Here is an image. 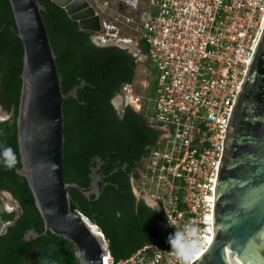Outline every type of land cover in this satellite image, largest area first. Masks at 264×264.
Here are the masks:
<instances>
[{
    "label": "built area",
    "instance_id": "2783aa9c",
    "mask_svg": "<svg viewBox=\"0 0 264 264\" xmlns=\"http://www.w3.org/2000/svg\"><path fill=\"white\" fill-rule=\"evenodd\" d=\"M89 2L101 19L97 33L116 37L121 45L134 42L142 59L155 68L152 93L145 87L141 92L136 80L124 83L118 93L162 132L133 182L146 183L174 233L191 225L198 240L185 250L183 261L171 247L146 243L120 260L109 248L103 262L191 264L213 237L220 163L230 119L264 30V0Z\"/></svg>",
    "mask_w": 264,
    "mask_h": 264
},
{
    "label": "trees",
    "instance_id": "16d2710c",
    "mask_svg": "<svg viewBox=\"0 0 264 264\" xmlns=\"http://www.w3.org/2000/svg\"><path fill=\"white\" fill-rule=\"evenodd\" d=\"M40 2L46 7L43 16L57 55L63 91L67 93L86 81L78 90V98L64 102L65 180L89 186L93 158L109 163L103 166L106 180L99 181L100 197L93 193L88 198L72 189L76 204L99 224L116 260L130 256L146 243L171 247L164 212L137 203L131 184V172L134 176L162 132L143 112L129 106L120 117L111 103L123 84L135 79L129 52L119 45L93 44L91 34L81 29L63 7L53 0ZM23 55L10 0H0V100L13 109L11 118L0 122V153L10 148L17 167L22 166L17 118ZM3 159L0 156V192H12L21 212L3 210L0 194V227L2 222L9 224L0 235V264H78L76 247L64 236L48 231L37 238H24L31 229L43 233L44 221L27 178L15 167H6ZM125 163L128 172L122 171Z\"/></svg>",
    "mask_w": 264,
    "mask_h": 264
},
{
    "label": "water",
    "instance_id": "95a60500",
    "mask_svg": "<svg viewBox=\"0 0 264 264\" xmlns=\"http://www.w3.org/2000/svg\"><path fill=\"white\" fill-rule=\"evenodd\" d=\"M53 1L81 29L102 30L100 16L89 0ZM10 3L24 46L17 118L22 166L13 167L27 178L45 227L43 233L31 229L24 238L30 240L51 231L74 243L78 264H104L110 248L106 236L71 194L76 189L88 198L93 193L98 197V169L92 167L89 186L66 182L64 177V102L78 98L86 81L67 93L63 91L57 55L43 16L46 7L40 0ZM132 61H137L135 55ZM1 192L19 203L12 192ZM213 232L205 252L191 264H264V30L230 119L215 188Z\"/></svg>",
    "mask_w": 264,
    "mask_h": 264
},
{
    "label": "rangeland",
    "instance_id": "374dc122",
    "mask_svg": "<svg viewBox=\"0 0 264 264\" xmlns=\"http://www.w3.org/2000/svg\"><path fill=\"white\" fill-rule=\"evenodd\" d=\"M101 40L99 41L100 43L106 44V43H119L122 44L124 42H118V39L116 37H113L111 35H98ZM124 41H128L131 40V38H125L122 39ZM132 45H130V48H132L133 50H135V43L131 42ZM141 59L143 58L142 56H139ZM138 57V59H140ZM139 66L137 67V78H136V83H137V87L140 88L141 92H144L143 88L145 87V83H149L150 81V85L153 86L152 88V92L155 90V79L156 76L153 77V75L155 74V68L153 66V64L148 61L146 64L143 63V61L139 60ZM146 72H145V71ZM149 76V79L147 78ZM151 90V87H150ZM149 94V93H148ZM114 100H122V97L120 95H116L114 97ZM13 114V109H8L4 106V104L1 102L0 100V122H3L5 120H8L11 118ZM2 129H0V133H1ZM146 183L143 181L140 183L139 185H137L134 181L133 186H134V191L136 192V194L138 195V197H142L144 196L147 200L151 201L154 203V198L152 197L155 196L152 191L148 188V186L145 185ZM155 193V192H154ZM1 194V199H2V203H1V207L3 210H7V211H13L14 209H17V203L14 201V199H12L10 196H8L7 194H4L2 192H0ZM155 205V204H154ZM8 223L6 222H2L1 227H0V232L4 231L6 229Z\"/></svg>",
    "mask_w": 264,
    "mask_h": 264
},
{
    "label": "flooded vegetation",
    "instance_id": "af4514ba",
    "mask_svg": "<svg viewBox=\"0 0 264 264\" xmlns=\"http://www.w3.org/2000/svg\"><path fill=\"white\" fill-rule=\"evenodd\" d=\"M90 34H91V36H90V40H91V42L93 43V44H96V45H105V44H103V43H100L99 41L101 40V38L98 36L99 35V33H97V32H91V31H88ZM117 44V43H116ZM122 48H125L128 52H129V54H130V56H131V58H132V55H135L136 57H137V61L136 62H133L132 61V67H133V70H134V73H135V79L134 80H136V78L138 77L137 76V67L141 64H139V60H141V61H143V63H147V61H146V58H144V59H138V57L139 56H141V54H143V52L141 51V52H139L136 48H135V50H133L132 48H130V45L129 44H127V43H125V45H121V44H119ZM140 58V57H139ZM145 71V70H144ZM146 72V71H145ZM154 77V76H153ZM148 79H149V76L147 77ZM150 87H151V90H150ZM152 88H153V86H151L150 85V81H149V83H147L146 82V86H145V92L146 93H152ZM125 102H126V100H114V98L111 100V103H112V105L114 106V108H115V110H116V112H117V114L121 117L123 114H124V112H125V109H126V107H129L130 105H127V104H125ZM133 108V107H132ZM134 109V108H133ZM135 110V109H134ZM158 130H160L161 131V129L158 127V126H155ZM94 162V163H93ZM96 163V164H95ZM94 164V167L95 168H97L98 169V171H97V174H98V176H99V181H105L106 180V178H107V174L106 173H104V170H103V166H107L109 163L107 162L106 163V161H102V158H100V157H97V156H95L94 158H93V161H92V165ZM123 168H122V171H129V169H128V163H125L123 166H122ZM114 171H116V172H120V170H119V168H116ZM133 172H131V184H132V190H133V193H134V195H135V197H136V202L137 203H139V202H144L146 205H148V206H150V207H152L153 209H155V205H154V203L153 202H151V201H149V200H147L145 197H138V195L136 194V192L134 191V186H133ZM122 176L125 178V175L122 173ZM105 183H108V182H105ZM100 194H101V192H100ZM100 194H99V196L98 197H100ZM98 197H96V198H98ZM15 202H16V200H14ZM17 203V202H16ZM13 211H16L17 213H20L21 212V204H20V202L19 203H17V209L15 210H13ZM119 215V214H118ZM9 224H7V226H8ZM7 226H6V229H7Z\"/></svg>",
    "mask_w": 264,
    "mask_h": 264
},
{
    "label": "clouds",
    "instance_id": "9594fccd",
    "mask_svg": "<svg viewBox=\"0 0 264 264\" xmlns=\"http://www.w3.org/2000/svg\"><path fill=\"white\" fill-rule=\"evenodd\" d=\"M3 163L6 167H12L15 163V159L10 148L4 149L2 153ZM168 243L171 245V249L175 251V254L183 261L185 260V250L189 247H195L198 245L196 237V229L191 225L186 226L182 232H176L174 235H170Z\"/></svg>",
    "mask_w": 264,
    "mask_h": 264
},
{
    "label": "bare ground",
    "instance_id": "6f19581e",
    "mask_svg": "<svg viewBox=\"0 0 264 264\" xmlns=\"http://www.w3.org/2000/svg\"><path fill=\"white\" fill-rule=\"evenodd\" d=\"M199 256H201V251H200V253H199Z\"/></svg>",
    "mask_w": 264,
    "mask_h": 264
}]
</instances>
